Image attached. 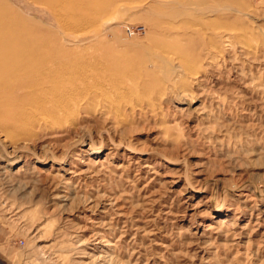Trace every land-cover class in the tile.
Instances as JSON below:
<instances>
[{"label":"rangeland","instance_id":"374dc122","mask_svg":"<svg viewBox=\"0 0 264 264\" xmlns=\"http://www.w3.org/2000/svg\"><path fill=\"white\" fill-rule=\"evenodd\" d=\"M71 1L0 0L1 40L112 77L0 116V264H264V0Z\"/></svg>","mask_w":264,"mask_h":264},{"label":"bare ground","instance_id":"6f19581e","mask_svg":"<svg viewBox=\"0 0 264 264\" xmlns=\"http://www.w3.org/2000/svg\"><path fill=\"white\" fill-rule=\"evenodd\" d=\"M63 1L65 0H44L53 6H59ZM100 3L98 0H72V7H88L91 12L72 18L70 22L77 25L88 21L92 26L99 19L103 20L106 16L99 17ZM113 6L107 5L104 10H112ZM75 55H70L62 45L46 41L31 44L0 39V116H7L9 120L16 116L17 121L23 123L34 122L40 117H55V114L61 113L70 105L74 107L78 94L98 90L96 81L112 80L110 75L98 71L97 61L79 56L77 58ZM164 55L167 54L163 52L162 56ZM178 58L174 60L176 70L184 73L190 71ZM17 161V158L4 160L0 157V162L8 167L15 165Z\"/></svg>","mask_w":264,"mask_h":264},{"label":"built area","instance_id":"2783aa9c","mask_svg":"<svg viewBox=\"0 0 264 264\" xmlns=\"http://www.w3.org/2000/svg\"><path fill=\"white\" fill-rule=\"evenodd\" d=\"M18 243H19L20 245H22V244H23V241H22V240H20Z\"/></svg>","mask_w":264,"mask_h":264}]
</instances>
